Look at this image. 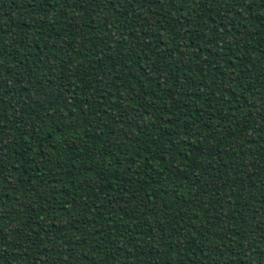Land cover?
Returning a JSON list of instances; mask_svg holds the SVG:
<instances>
[{
  "label": "trees",
  "instance_id": "16d2710c",
  "mask_svg": "<svg viewBox=\"0 0 264 264\" xmlns=\"http://www.w3.org/2000/svg\"><path fill=\"white\" fill-rule=\"evenodd\" d=\"M0 264H264V0H0Z\"/></svg>",
  "mask_w": 264,
  "mask_h": 264
}]
</instances>
